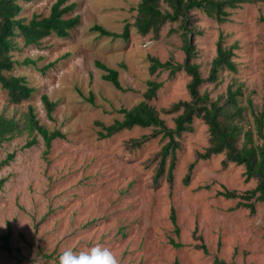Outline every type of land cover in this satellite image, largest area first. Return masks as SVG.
Returning <instances> with one entry per match:
<instances>
[{
  "label": "rangeland",
  "instance_id": "obj_1",
  "mask_svg": "<svg viewBox=\"0 0 264 264\" xmlns=\"http://www.w3.org/2000/svg\"><path fill=\"white\" fill-rule=\"evenodd\" d=\"M55 1L17 0L21 6L17 18L47 16ZM140 1L68 0L76 4L72 16L80 17L68 38L50 35L38 46L27 47L21 37L16 39L17 50L11 53L16 65L6 74L24 77L35 91L20 105L7 106L6 91L0 89V110H16L18 118L31 106L40 124L59 130L65 138L53 140L46 149L37 136V143L27 148L32 136L23 133L1 145L0 161L12 153L14 158L0 168V180L4 179L0 236L10 226L9 251L0 239V264H58L64 251L79 253L95 245L110 249L119 264H264V202H256L250 212L237 207V199L217 195L223 189L243 193L256 186L253 178L245 181L244 166L229 163L223 168L225 155H214L197 161L184 182L196 153L208 146V127L202 120L194 118L192 130L178 138L171 187L166 173L157 182L153 179L159 159L155 156L167 139L157 136L139 148L129 146L132 139L150 135L152 128L133 127L99 137L98 132L104 131L96 123L108 126L122 120L119 109L144 100L149 80L162 84L148 103L168 128L174 127L179 112L162 110L190 99L185 71L173 76L160 69L149 73V57L184 62L178 22L166 23L157 35L142 36L131 26L126 41L89 30L97 24L120 33L125 23H134ZM263 19L264 0L229 10L223 23L199 11L191 21V61L204 78L219 34L224 46L237 43L232 57L237 71L220 69L217 81L202 84L199 91L215 100L224 97L228 87H240L239 105L246 109L239 123L243 130L253 131L254 138L253 114L246 100H251L254 112L264 111ZM25 59L34 64L24 65ZM97 61L118 72L122 90L102 79L105 72ZM43 94L56 103L50 117L41 101ZM169 163L167 158L165 170ZM172 209L178 233L170 220Z\"/></svg>",
  "mask_w": 264,
  "mask_h": 264
},
{
  "label": "trees",
  "instance_id": "obj_2",
  "mask_svg": "<svg viewBox=\"0 0 264 264\" xmlns=\"http://www.w3.org/2000/svg\"><path fill=\"white\" fill-rule=\"evenodd\" d=\"M263 0H141L136 7V16L133 24L125 23L120 33L106 30L104 27L94 24L89 30L95 32L99 37H110L114 39L128 40L130 37V27L133 26L142 36L153 33L157 35L166 23H179V28L183 30L184 36V62L173 63L171 60L165 62L159 61L155 57H149V73L154 74L157 70H167L170 76L178 71H185L190 77L187 89L190 99L178 101L169 108L163 109L165 114L178 113L174 118V127L168 128L165 122L160 118L157 110L148 102L155 97L161 83L153 80L147 81V89L143 94V99L137 105L130 109L120 108L118 112L123 115L122 120H115L112 124L104 126L96 123L104 131H99L100 138H107L123 130L133 127L152 128V133L143 136L140 139H132L130 145L132 148H139L144 141L160 136L161 139H167L161 150L156 154L158 163L153 176L155 182L166 173V179L169 186H172V171L175 162V153L179 148L178 138L182 133L192 130L191 124L194 118H198L208 127L209 139L208 146L202 151L197 152L195 160L189 165L188 174L184 182L188 181L189 174L195 163L200 160H208L214 155L224 154L225 159L222 167L227 168L229 163L242 165L245 168V181L255 179L257 184L243 193L223 189L217 192V195L226 199H237V207L247 208L254 212L256 202H264V111L254 112L252 102L247 99V106L253 114L254 131L256 138L262 140L257 144V139L253 137V131L243 130L240 120L244 118L243 111L246 109L239 105V97L242 96L240 87L232 89L227 88L225 96H220L212 100L208 93H200L199 87L205 83H215L218 79L220 69H225L235 73L237 71L236 63L232 60L234 50L238 48L237 43L230 46H224V38L219 34L216 41V54L210 64L207 77H202L198 71V66L191 60L194 55V46L190 44V36H193L194 27L192 17L195 11L202 12L206 17L223 23L227 21L229 10L236 9L243 4H255ZM75 3H68V0H56L50 7L47 16L32 14L29 19H18L21 6L17 0H0V89L6 91L8 105H20L27 101L35 91L34 87L24 77L13 76L10 73L16 61L12 60L11 53L17 50L18 37H21L23 46H38L41 41L55 35L58 38L66 39L70 32L78 26L80 17L72 16L75 9ZM264 21V19H263ZM174 32V31H171ZM24 65L34 64V61L25 59ZM96 66L104 71L102 79L110 82L116 89L122 90L118 80V72L108 68L103 63L97 61ZM41 101L48 117L54 110L56 103L48 99L43 94ZM92 97H90V102ZM7 107L0 110V147L1 145L17 136L26 133L32 136L25 143L29 148L37 143L39 136L46 149L55 139H64L65 135L59 130L50 131L44 125L40 124L39 119L31 106L20 116L16 117L14 113H9ZM14 114V115H8ZM239 141H241L239 145ZM14 158L13 153L0 161V168L9 164ZM169 158V167L165 170L166 160ZM155 160V159H154ZM153 160V161H154ZM4 179L0 180V185ZM170 220L174 226V231L178 233L179 228L176 223L175 211L172 209ZM10 236V226L7 232L0 236L4 242L2 247L7 251L8 238ZM175 247L180 244L171 242ZM201 249L206 252V248L201 245Z\"/></svg>",
  "mask_w": 264,
  "mask_h": 264
},
{
  "label": "clouds",
  "instance_id": "obj_3",
  "mask_svg": "<svg viewBox=\"0 0 264 264\" xmlns=\"http://www.w3.org/2000/svg\"><path fill=\"white\" fill-rule=\"evenodd\" d=\"M58 264H119V261L110 249L95 245L79 253L72 250L64 251L59 257Z\"/></svg>",
  "mask_w": 264,
  "mask_h": 264
}]
</instances>
